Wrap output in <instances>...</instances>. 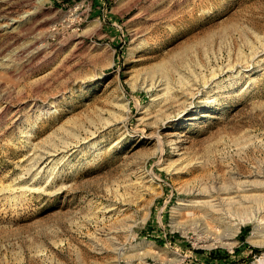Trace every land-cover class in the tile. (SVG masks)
Returning <instances> with one entry per match:
<instances>
[{
    "label": "rangeland",
    "instance_id": "obj_1",
    "mask_svg": "<svg viewBox=\"0 0 264 264\" xmlns=\"http://www.w3.org/2000/svg\"><path fill=\"white\" fill-rule=\"evenodd\" d=\"M257 208L264 0H0V264H264Z\"/></svg>",
    "mask_w": 264,
    "mask_h": 264
},
{
    "label": "bare ground",
    "instance_id": "obj_2",
    "mask_svg": "<svg viewBox=\"0 0 264 264\" xmlns=\"http://www.w3.org/2000/svg\"><path fill=\"white\" fill-rule=\"evenodd\" d=\"M30 15V14H29ZM28 17V16H26ZM9 21L11 22H7L5 24H2L1 27H11L13 26V24H15L16 22H18L19 20L15 19V18H8ZM160 82V81H159ZM41 161V160H40ZM38 163V162H36ZM247 183V182H246ZM250 184H242L241 187H247V189L250 187ZM237 188V187H236ZM240 188V187H239ZM242 189V188H241ZM244 190V189H243ZM246 190V189H245ZM249 190V189H248ZM240 192V191H239ZM247 193V191H245ZM238 192L236 190H229V191H222L220 192V194L217 197H213L211 200H207V201H202L203 205H205L206 207L213 209L215 208L217 205L219 206H237L239 207L240 204L245 203L246 201H248V199H246L248 196L247 195H241V194H237ZM223 194V195H222ZM243 194V193H242ZM245 194V193H244ZM250 195V194H249ZM254 198V197H253ZM259 199V197H258ZM183 204V203H180ZM185 205V204H184ZM188 205V204H187ZM242 206V205H241ZM218 207V206H217ZM221 208V207H220ZM219 208V209H220ZM114 209L113 208H109V210ZM175 209H177V207H175ZM209 209V210H210ZM218 209V208H217ZM261 211V210H260ZM259 209L257 208V210L255 212H253V214H249L250 216H248L249 218H256L259 221V225L256 226L254 228V230L252 231L251 236L249 237V241L252 243H263L264 244V221L262 219L259 218ZM231 232L228 233L229 238L235 236L238 232V227H233L231 228ZM225 242V241H224ZM227 242V241H226ZM230 242V241H229ZM228 243V242H227ZM117 246V245H116ZM116 253H118V256H121L123 254L122 252V248H116ZM108 264H122L121 260H117L116 263H108Z\"/></svg>",
    "mask_w": 264,
    "mask_h": 264
},
{
    "label": "trees",
    "instance_id": "obj_3",
    "mask_svg": "<svg viewBox=\"0 0 264 264\" xmlns=\"http://www.w3.org/2000/svg\"><path fill=\"white\" fill-rule=\"evenodd\" d=\"M255 249H257L258 250V248H255ZM211 254H213L212 252H210V254L209 255H211ZM222 256L221 257H227L229 254L227 253V252H225L224 254H221ZM209 259V258H208Z\"/></svg>",
    "mask_w": 264,
    "mask_h": 264
},
{
    "label": "crops",
    "instance_id": "obj_4",
    "mask_svg": "<svg viewBox=\"0 0 264 264\" xmlns=\"http://www.w3.org/2000/svg\"><path fill=\"white\" fill-rule=\"evenodd\" d=\"M99 0H95V2H98Z\"/></svg>",
    "mask_w": 264,
    "mask_h": 264
}]
</instances>
